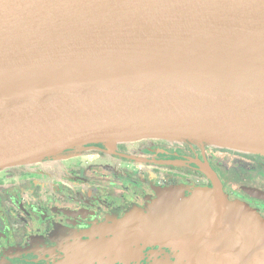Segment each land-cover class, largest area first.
<instances>
[{
    "label": "water",
    "instance_id": "95a60500",
    "mask_svg": "<svg viewBox=\"0 0 264 264\" xmlns=\"http://www.w3.org/2000/svg\"><path fill=\"white\" fill-rule=\"evenodd\" d=\"M170 25L181 33L203 26L264 43V0H0V70L55 56L56 71L60 53L179 33L164 28ZM191 55L173 58L175 66L160 72L0 99V171L66 160L68 152L85 146L146 139H181L264 157V54L224 63ZM207 174L214 188L189 197L182 188L162 189L151 211L104 227L109 238L90 246L88 261H110L135 247L139 256L160 246L171 255L158 251L151 264H264V218L229 200L209 169ZM241 190L264 202L263 191ZM87 254L76 253L73 261Z\"/></svg>",
    "mask_w": 264,
    "mask_h": 264
},
{
    "label": "flooded vegetation",
    "instance_id": "af4514ba",
    "mask_svg": "<svg viewBox=\"0 0 264 264\" xmlns=\"http://www.w3.org/2000/svg\"><path fill=\"white\" fill-rule=\"evenodd\" d=\"M92 147L85 152H98V158L49 160L19 172L9 170L0 179V264H77L74 255L84 251L88 254L80 261H88L90 246L109 238L104 227L119 225L132 212L151 211L160 190L182 188L189 197L196 189L214 188L207 169L229 200L246 203L264 218V202L241 190L264 192V177L239 184L212 161L222 156L244 162L247 172L264 174L262 156L159 139L123 143L116 149ZM118 163H125L120 172ZM96 166L105 174L95 173ZM98 230L103 234L87 245Z\"/></svg>",
    "mask_w": 264,
    "mask_h": 264
},
{
    "label": "bare ground",
    "instance_id": "6f19581e",
    "mask_svg": "<svg viewBox=\"0 0 264 264\" xmlns=\"http://www.w3.org/2000/svg\"><path fill=\"white\" fill-rule=\"evenodd\" d=\"M164 28L179 32V26ZM211 31L202 26L183 29L177 34L165 32L109 40L104 42L103 50L77 47L60 53L55 61L61 66L56 71L53 67L55 56L50 57V62L44 58L37 64L6 68L0 70V99L51 86L160 72L175 66L173 58L187 59L189 54L220 62L264 54V43L254 37L231 31L221 34ZM167 142L180 144L183 141L169 139Z\"/></svg>",
    "mask_w": 264,
    "mask_h": 264
},
{
    "label": "rangeland",
    "instance_id": "374dc122",
    "mask_svg": "<svg viewBox=\"0 0 264 264\" xmlns=\"http://www.w3.org/2000/svg\"><path fill=\"white\" fill-rule=\"evenodd\" d=\"M122 144L123 143H120V144L111 146L110 148L116 149ZM90 146H94L92 148H96V147L98 148V146L99 147L100 146H104V144H95V145H90ZM90 146H85L83 151L68 152L65 156H68L67 159L78 157L77 160H74L75 162H81L82 160L87 161V160L98 158V154H99L98 152H95V153L85 152L87 150V148L90 147ZM106 148H109V147H106ZM210 148H215V147H211L210 146ZM212 161L216 162V164L218 165V167H219L221 172H226L225 174L229 175V177H231L233 180H235L239 184H241L242 182H245V179H248L249 181H254L257 178H260V176L264 177V174H262V173L257 174V173L247 172L246 171V167H247L246 164L244 162H241V161H237V162L236 161H232V159L223 158L222 156H221V158H219V157L215 158L214 157V160L212 159ZM70 162H73V161H70ZM67 163L68 162H64L63 164H67ZM70 164H73V163H70ZM115 164H117V163H115ZM124 164L125 163H118V165L116 167V171L117 172L122 171L123 168L125 167ZM126 165H127V163H126ZM224 165H225L226 168L224 167ZM34 166H36V165H34ZM223 167H224V169H223ZM25 168L29 169L30 167L23 166V167H18V168L11 169V170H14V172H16V171L19 172V171H21L22 169H25ZM104 171L105 170L102 168V166H96L95 173H98L100 175H102V174L104 175L105 174ZM8 173H10L9 170L0 171V179L7 177ZM119 174H121V173H119ZM262 180L264 181V179H262ZM257 181H259V179ZM89 243L90 244L91 243L94 244V243H96V240L95 239H91V241L90 240L88 241L87 245ZM165 249L166 248H164V247L160 248V246H157V247L153 248L152 252H148L147 253V252L144 251L139 256H137L138 248L135 247V248L129 249L128 251H126L124 253L123 252L122 253H118L117 256L111 257L110 261H107V260H91V261H85V262L78 261L77 264H96V263H99V264H135L141 256H144V258L141 261L143 264H151L152 260H153L152 257L155 255L154 253H156L158 251H164ZM167 252L171 255L170 249H168ZM163 256L167 258V254L166 253H164Z\"/></svg>",
    "mask_w": 264,
    "mask_h": 264
}]
</instances>
